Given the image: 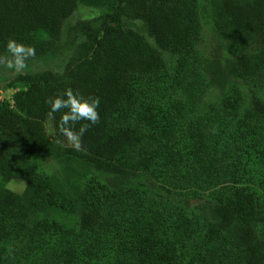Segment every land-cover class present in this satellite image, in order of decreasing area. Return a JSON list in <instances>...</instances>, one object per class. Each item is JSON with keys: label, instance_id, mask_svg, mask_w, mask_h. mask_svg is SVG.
Returning a JSON list of instances; mask_svg holds the SVG:
<instances>
[{"label": "trees", "instance_id": "1", "mask_svg": "<svg viewBox=\"0 0 264 264\" xmlns=\"http://www.w3.org/2000/svg\"><path fill=\"white\" fill-rule=\"evenodd\" d=\"M80 5L100 9V23L79 20L68 27L64 44L59 43L64 21ZM194 5L195 0H0V57L6 56L9 39L33 46L36 55L31 60L54 50L70 54L62 75L51 70L21 73L14 81L23 88L13 94L12 104L0 102V178L26 185L21 194L0 186V241L34 224L41 215H45L37 222L41 227L55 228L58 235H64V228L47 217L54 206H61L78 216L76 232L87 242L80 250L84 264L104 256L113 264H126L130 258H135L132 264H192L185 260L184 249L178 252L170 227H165L160 216L108 226L103 218L107 199L124 203L130 199L127 192H110V188L92 183L83 192L66 194L37 170L35 162L49 158L120 177L141 167L144 158L134 165L127 159L139 142L138 134L128 126L113 125L110 119L130 100L129 82L134 75L162 73L166 63L161 51L188 48L196 29ZM218 17L225 20L240 49L239 58L229 66L231 75L254 76L256 62L264 70V0H218ZM123 19L143 21L154 45L139 31L124 27ZM66 88L84 97L100 98L99 121L79 138L81 151L70 142L72 134L87 122L76 123L65 135L59 125L63 110L49 115L46 104ZM247 115L262 123L264 130V102L255 94L250 97ZM195 137L194 153L200 154L204 134L197 131ZM260 160L264 170V144ZM213 216L209 235L219 242L225 238L234 249L232 257L240 255L238 262L230 264H264V237L257 234V223L243 200L227 198L213 208ZM200 264L216 262L205 254Z\"/></svg>", "mask_w": 264, "mask_h": 264}, {"label": "rangeland", "instance_id": "2", "mask_svg": "<svg viewBox=\"0 0 264 264\" xmlns=\"http://www.w3.org/2000/svg\"><path fill=\"white\" fill-rule=\"evenodd\" d=\"M101 14L100 9L78 6L64 21L59 43L64 44L68 27L79 20L99 24ZM192 18L196 29L188 48L161 51L165 71L134 75L129 82L130 100L111 116L113 125L128 126L138 134L139 142L127 159L134 165L144 158L141 167L120 177L49 158L36 161L35 166L66 194L83 192L92 183L110 188V192H127L130 199L124 203L107 199L103 218L108 226L160 216L165 227H170L178 252L185 250V260L200 264L207 254L216 264H230L238 262L240 255L232 257L234 249L225 238L219 242L209 235L213 208L227 198L243 200L257 223V234L264 237V170L260 160L264 130L262 123L247 115L252 94L264 102V70L256 62L254 76L242 79L229 72L240 49L225 20L218 17V0H195ZM122 23L154 45L143 21L123 19ZM69 56L54 50L29 61L23 73L51 70L62 75ZM18 75L0 64V102L12 104L13 94L23 88L14 81ZM45 128L49 136L48 121ZM197 131L203 132L205 140L200 154L194 153ZM2 185L19 194L26 186L17 180L5 183L0 178ZM44 217L0 241V264H84L80 250L87 242L76 232L78 216L61 206L49 211L47 217L64 228V235H58L55 228L41 227L37 222ZM126 261L132 264L135 258ZM104 262L113 264L105 256L90 261Z\"/></svg>", "mask_w": 264, "mask_h": 264}, {"label": "clouds", "instance_id": "3", "mask_svg": "<svg viewBox=\"0 0 264 264\" xmlns=\"http://www.w3.org/2000/svg\"><path fill=\"white\" fill-rule=\"evenodd\" d=\"M36 55V49L33 46L19 43L14 39H9L6 43V56L0 57V63H3L7 69L16 74L23 73L28 68V62ZM50 108L49 115L63 110L59 125L63 134L68 135L73 125L78 122L86 121L81 124L78 133L72 134L74 148L81 151L82 147L79 138L87 131L89 126L95 125L99 121L97 109L100 106L99 97H84L74 92L71 88H66L63 93L49 98L46 101Z\"/></svg>", "mask_w": 264, "mask_h": 264}]
</instances>
